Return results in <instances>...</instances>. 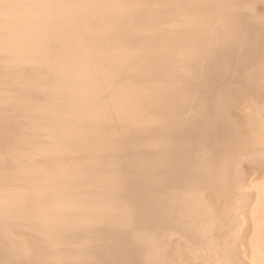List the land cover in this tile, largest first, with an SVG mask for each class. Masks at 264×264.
<instances>
[{
    "label": "bare ground",
    "instance_id": "6f19581e",
    "mask_svg": "<svg viewBox=\"0 0 264 264\" xmlns=\"http://www.w3.org/2000/svg\"><path fill=\"white\" fill-rule=\"evenodd\" d=\"M252 2L254 10L231 14L235 44L210 63L204 87L196 93L203 112L180 124L163 123L157 115L175 107L178 82L164 77L145 82L125 71L122 37L143 22L141 16L25 5L22 19L45 29L44 43L21 62L10 51L0 53L7 113L0 125L7 130L0 134L3 198L16 210L36 201L54 210L66 190L58 180L64 167L88 161L103 169L119 139L135 145L126 150L133 164L129 196L136 210L134 227L150 240L132 247V230L118 221L106 235L111 259L118 264H264L259 82L248 84V100L230 118L218 117L216 109L217 92L239 83L224 65L258 66L264 50L258 22L264 2ZM53 21L55 28L47 30ZM172 31L173 55L191 64L196 59L191 22ZM133 123L158 131L147 141L126 135ZM201 151H207V160L200 159ZM29 243L26 232L9 237L10 245Z\"/></svg>",
    "mask_w": 264,
    "mask_h": 264
},
{
    "label": "clouds",
    "instance_id": "9594fccd",
    "mask_svg": "<svg viewBox=\"0 0 264 264\" xmlns=\"http://www.w3.org/2000/svg\"><path fill=\"white\" fill-rule=\"evenodd\" d=\"M243 0H0V53L12 52L18 62L26 60L28 53L44 43L45 29L22 19L25 5L46 6L55 10L80 11L109 9L121 15H139L143 22L129 29L122 37V50L126 73L143 81L167 78L178 82L184 94H196L204 87L199 75L200 60L190 64L193 73L186 77L178 71L172 42L176 33L172 29L191 22V40L194 49L202 46L208 33L220 41L209 57L217 58L222 51L235 44L237 27L231 7ZM264 2V0H261ZM55 21L47 26L51 31ZM262 52V51H261ZM163 53V54H161ZM237 85L248 87L242 78ZM0 77V125L5 122V92ZM176 102L177 98L175 97ZM131 106L135 101H123ZM0 127V134L4 133ZM157 129L133 123L126 135H136L147 141ZM8 135L12 132L8 131ZM135 145H123L119 139L113 144L103 169L90 166L88 161L72 162L58 176L66 187L62 200L55 209L40 201L30 208L16 210L0 194V264H118L110 258L106 235L117 226L118 220L108 209L114 204L134 208L129 196L133 164L126 158V150ZM14 232H26L30 243L24 247L10 245ZM71 240V242H69ZM131 246L136 242L132 240ZM26 249V251H25ZM133 264H151L136 260Z\"/></svg>",
    "mask_w": 264,
    "mask_h": 264
},
{
    "label": "snow or ice",
    "instance_id": "6c2138e0",
    "mask_svg": "<svg viewBox=\"0 0 264 264\" xmlns=\"http://www.w3.org/2000/svg\"><path fill=\"white\" fill-rule=\"evenodd\" d=\"M231 7L252 11L254 10L255 5L252 0H243L242 3L234 4ZM258 22L261 27L264 28V14H261L258 17ZM219 44L220 41L215 38L214 34L208 33L202 46L198 49H194L196 58L200 60L199 75L202 79H204L210 67L211 61L209 57L217 49ZM224 69L233 73L236 77L241 76L240 66L233 67L231 65H224ZM178 71L185 72L187 74L185 78H188L193 74L190 70V64L185 63L183 60L178 63ZM242 78L249 85L254 84L257 81L259 82L261 89L260 107L262 117H264V50L261 52L258 66L249 65L243 68ZM176 98L177 102L173 109H164L161 113L157 114L161 122L167 124L187 123L203 112V106L200 104L199 98L196 94H184L180 91L179 86L176 90ZM245 100H248V90L245 86L231 84L220 89L216 95L218 117L230 118L231 112L241 107ZM231 123L234 128H239V123L237 121H231ZM199 157L202 161L207 160V151H201ZM108 211L114 215L119 222L132 230V239L135 242L140 243L150 240L148 233L136 230L134 227L136 219L135 208L126 204H114L109 207ZM259 233L260 242L264 243V221H262L259 226Z\"/></svg>",
    "mask_w": 264,
    "mask_h": 264
},
{
    "label": "rangeland",
    "instance_id": "374dc122",
    "mask_svg": "<svg viewBox=\"0 0 264 264\" xmlns=\"http://www.w3.org/2000/svg\"><path fill=\"white\" fill-rule=\"evenodd\" d=\"M261 109V107H259V109H258V111ZM246 115L248 114L247 112H244ZM259 114L262 116V114H261V112L259 111ZM262 120H264V117H263V119Z\"/></svg>",
    "mask_w": 264,
    "mask_h": 264
}]
</instances>
